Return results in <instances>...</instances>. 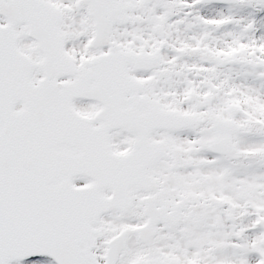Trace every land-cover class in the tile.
<instances>
[{"label":"snow or ice","instance_id":"snow-or-ice-1","mask_svg":"<svg viewBox=\"0 0 264 264\" xmlns=\"http://www.w3.org/2000/svg\"><path fill=\"white\" fill-rule=\"evenodd\" d=\"M0 264H264V0H0Z\"/></svg>","mask_w":264,"mask_h":264}]
</instances>
